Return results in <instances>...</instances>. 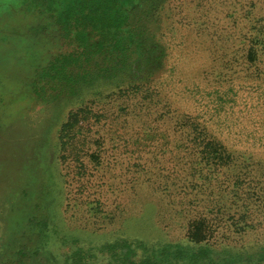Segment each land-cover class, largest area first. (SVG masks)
Returning <instances> with one entry per match:
<instances>
[{"label":"rangeland","instance_id":"374dc122","mask_svg":"<svg viewBox=\"0 0 264 264\" xmlns=\"http://www.w3.org/2000/svg\"><path fill=\"white\" fill-rule=\"evenodd\" d=\"M45 1L0 0V264H264V0H147L162 64L56 97Z\"/></svg>","mask_w":264,"mask_h":264},{"label":"trees","instance_id":"16d2710c","mask_svg":"<svg viewBox=\"0 0 264 264\" xmlns=\"http://www.w3.org/2000/svg\"><path fill=\"white\" fill-rule=\"evenodd\" d=\"M48 1L51 5L57 1L61 3L59 9L49 12L58 24L59 37L74 48L66 56L69 59L64 61L66 64L61 66L58 55L42 69L41 77H36L34 84H38L36 86L47 96L56 97L67 89L76 93L80 78H85L86 82L113 80L118 75L129 73L135 63L141 70L162 64L165 60V50L160 48L161 44L150 29V9L143 3L147 0ZM45 4L46 1L41 0L40 6ZM40 29L43 34H50L48 26ZM54 66L59 70L54 72ZM58 74L68 77L71 85L64 89L57 87L60 80L55 79ZM141 87L139 84L136 89ZM54 89L59 91L52 93ZM79 114L74 112V115Z\"/></svg>","mask_w":264,"mask_h":264}]
</instances>
